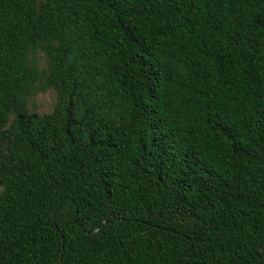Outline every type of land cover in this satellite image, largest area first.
<instances>
[{"label":"trees","instance_id":"trees-1","mask_svg":"<svg viewBox=\"0 0 264 264\" xmlns=\"http://www.w3.org/2000/svg\"><path fill=\"white\" fill-rule=\"evenodd\" d=\"M0 264H264V0H0Z\"/></svg>","mask_w":264,"mask_h":264},{"label":"rangeland","instance_id":"rangeland-1","mask_svg":"<svg viewBox=\"0 0 264 264\" xmlns=\"http://www.w3.org/2000/svg\"><path fill=\"white\" fill-rule=\"evenodd\" d=\"M41 67H45V58L42 54L37 57ZM57 101V94L55 91L50 90L45 93H40L33 98L30 104V109L41 114L50 113Z\"/></svg>","mask_w":264,"mask_h":264}]
</instances>
